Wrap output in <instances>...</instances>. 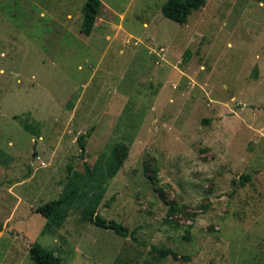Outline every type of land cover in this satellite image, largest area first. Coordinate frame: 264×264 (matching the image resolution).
Segmentation results:
<instances>
[{
	"label": "rangeland",
	"instance_id": "obj_1",
	"mask_svg": "<svg viewBox=\"0 0 264 264\" xmlns=\"http://www.w3.org/2000/svg\"><path fill=\"white\" fill-rule=\"evenodd\" d=\"M100 1L84 35V0H0V264H35L33 242L61 264H264V0L184 24ZM119 142L97 212L128 236L76 209L46 226L36 207Z\"/></svg>",
	"mask_w": 264,
	"mask_h": 264
},
{
	"label": "trees",
	"instance_id": "obj_2",
	"mask_svg": "<svg viewBox=\"0 0 264 264\" xmlns=\"http://www.w3.org/2000/svg\"><path fill=\"white\" fill-rule=\"evenodd\" d=\"M203 4L204 0H165L161 11L166 18L184 24L190 13L198 10ZM100 7V0H84L81 6L82 22L80 32L82 34H91ZM86 135H89V132L80 135L81 141L79 144L82 150L84 149L82 138L84 139ZM127 153L128 149L123 142L112 145L110 150L108 152L104 151L91 167L85 166V174L75 173L78 181L75 177L71 178L58 198L37 206L36 212L47 219L46 226L60 227L69 211L76 209L79 211L81 220L98 228L111 230L119 236H128L127 229L121 223L114 219H106L97 212L106 191V182L118 172ZM241 177L246 181L249 179V175H242ZM171 210L175 211V208ZM1 229L2 225L0 223ZM152 251L157 253L159 257L170 255L174 259L178 258L177 253L172 249L152 247ZM28 255L35 264H61L59 256L36 242L31 243L29 246Z\"/></svg>",
	"mask_w": 264,
	"mask_h": 264
}]
</instances>
